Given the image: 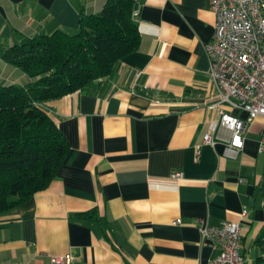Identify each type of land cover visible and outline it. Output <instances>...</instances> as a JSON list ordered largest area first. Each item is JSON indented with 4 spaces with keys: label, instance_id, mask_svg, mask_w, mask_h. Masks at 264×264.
Returning a JSON list of instances; mask_svg holds the SVG:
<instances>
[{
    "label": "crops",
    "instance_id": "1",
    "mask_svg": "<svg viewBox=\"0 0 264 264\" xmlns=\"http://www.w3.org/2000/svg\"><path fill=\"white\" fill-rule=\"evenodd\" d=\"M105 0H0V84L31 78L1 50L55 30ZM140 43L92 91L45 103L69 151L49 185L0 215V264H211L219 248L199 227L241 219L244 264H264V117L246 124L234 158L203 135L219 114L207 105L208 0H140ZM227 112L244 117L239 110ZM180 173V179L172 174Z\"/></svg>",
    "mask_w": 264,
    "mask_h": 264
},
{
    "label": "trees",
    "instance_id": "2",
    "mask_svg": "<svg viewBox=\"0 0 264 264\" xmlns=\"http://www.w3.org/2000/svg\"><path fill=\"white\" fill-rule=\"evenodd\" d=\"M140 0H105L96 13L80 11L76 32L55 30L1 50L32 80L0 84V215L46 188L68 154V144L45 103L92 91L137 50L133 12Z\"/></svg>",
    "mask_w": 264,
    "mask_h": 264
},
{
    "label": "built area",
    "instance_id": "3",
    "mask_svg": "<svg viewBox=\"0 0 264 264\" xmlns=\"http://www.w3.org/2000/svg\"><path fill=\"white\" fill-rule=\"evenodd\" d=\"M208 4L214 15V29L204 49L215 99L207 107L216 109L219 117L203 135V142L223 143V155L234 158L243 147L246 124L264 117V0H208ZM137 14L138 8L133 12L135 17ZM227 109L242 111L244 117L231 115ZM259 150L264 151V137L259 141ZM171 177L180 179L181 174ZM246 216L247 210L243 209L240 218ZM241 219L199 227L201 242L219 248L211 264H244ZM70 260L69 255L53 257L59 264Z\"/></svg>",
    "mask_w": 264,
    "mask_h": 264
}]
</instances>
